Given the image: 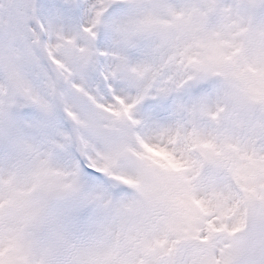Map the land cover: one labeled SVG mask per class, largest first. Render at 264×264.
Wrapping results in <instances>:
<instances>
[{"label": "snow or ice", "instance_id": "obj_1", "mask_svg": "<svg viewBox=\"0 0 264 264\" xmlns=\"http://www.w3.org/2000/svg\"><path fill=\"white\" fill-rule=\"evenodd\" d=\"M0 264H264V0H0Z\"/></svg>", "mask_w": 264, "mask_h": 264}]
</instances>
